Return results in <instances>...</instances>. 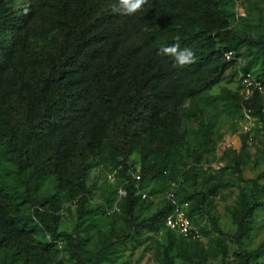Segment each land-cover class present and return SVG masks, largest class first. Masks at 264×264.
I'll return each mask as SVG.
<instances>
[{
	"label": "trees",
	"instance_id": "16d2710c",
	"mask_svg": "<svg viewBox=\"0 0 264 264\" xmlns=\"http://www.w3.org/2000/svg\"><path fill=\"white\" fill-rule=\"evenodd\" d=\"M218 3L146 0L141 11L121 16L113 7L118 0H27L25 9L0 0V146L15 164L20 202L30 208L28 216L20 217L0 188V251L18 264H56L54 241L60 240L73 264H84L111 248L103 244L95 253L85 251L80 227L91 213L85 207L84 172L102 148L123 179L121 205L131 233L126 237L163 226L170 202L149 216H134L139 195L132 174H138L140 188L146 180L173 179L168 162L181 140L182 101L198 100L232 66L239 36ZM177 37L181 48L194 52V63L180 67L162 54ZM256 43L264 46V33ZM254 79L262 84L264 75ZM240 87L218 89L223 106L263 121L259 90L251 88L245 96ZM133 152L140 163L131 172ZM47 176L74 205L75 222L68 232L57 230L58 196L36 195ZM261 206L240 189L229 212L234 242L241 241L252 212ZM30 220L47 239L35 235ZM170 243L167 238L162 264H169Z\"/></svg>",
	"mask_w": 264,
	"mask_h": 264
},
{
	"label": "rangeland",
	"instance_id": "374dc122",
	"mask_svg": "<svg viewBox=\"0 0 264 264\" xmlns=\"http://www.w3.org/2000/svg\"><path fill=\"white\" fill-rule=\"evenodd\" d=\"M12 8L25 9L27 0H9ZM218 9L229 28L239 36L234 46L233 64L220 81L195 101L181 103L180 143L168 162L173 179L146 180L141 185L144 197H138L133 214L139 219L166 205L167 190L174 189V200L187 216L197 237L183 239L174 230L160 226L156 231H141L132 238L122 210L123 179L113 168L104 148L88 160L84 172L87 188L85 207L91 210L81 223L87 252H97L103 244L111 248L95 254L84 264H162V250L171 239L167 254L169 264H264V120L259 121L223 106L218 89L239 90L245 68L250 77L264 75V46L256 39L264 33V0H219ZM39 46V43H37ZM263 60V62H262ZM264 114V82L259 89ZM140 161L133 152L129 157L131 172ZM15 164L4 145L0 146V188L13 200L20 217L30 214L21 203L22 186L15 178ZM262 173V175H259ZM109 176V178H107ZM255 183L252 185L251 181ZM240 189L262 206L252 212L248 230L240 242L232 239L234 225L229 212L235 207ZM124 191V190H123ZM56 194L61 206L57 230L70 231L75 222L74 205L56 190L52 177L42 178L36 195ZM187 198V199H185ZM40 239L39 225L28 221ZM52 260L73 264L60 240L54 241ZM238 261V262H237ZM0 264H18L8 252L0 251Z\"/></svg>",
	"mask_w": 264,
	"mask_h": 264
},
{
	"label": "built area",
	"instance_id": "2783aa9c",
	"mask_svg": "<svg viewBox=\"0 0 264 264\" xmlns=\"http://www.w3.org/2000/svg\"><path fill=\"white\" fill-rule=\"evenodd\" d=\"M226 58H230V53L224 54ZM240 92H242L245 96L250 94L251 88L260 89L261 84L260 81L255 80L253 77H250L248 73L240 75ZM244 116H249L246 111L242 109L241 112ZM134 178V188L136 194L140 197L145 196V192L142 188L138 186L139 176L137 173L132 174ZM109 178V176H107ZM119 193L124 194L123 190H119ZM167 199L171 204L170 212L165 216L163 226L165 228H170L175 231V233L182 238H195L197 237V233L195 230L190 228V225L187 220V216L185 212L180 207V204L176 200H174V189L170 187L167 192Z\"/></svg>",
	"mask_w": 264,
	"mask_h": 264
},
{
	"label": "clouds",
	"instance_id": "9594fccd",
	"mask_svg": "<svg viewBox=\"0 0 264 264\" xmlns=\"http://www.w3.org/2000/svg\"><path fill=\"white\" fill-rule=\"evenodd\" d=\"M146 0H118V4L114 5V11L121 16H132L142 10V6ZM177 43L161 49L162 54L171 55L176 65L183 67L194 63V52L190 48H181L179 37L176 38Z\"/></svg>",
	"mask_w": 264,
	"mask_h": 264
}]
</instances>
